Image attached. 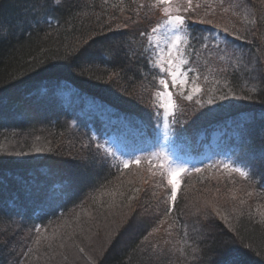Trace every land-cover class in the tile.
Instances as JSON below:
<instances>
[{"label": "trees", "instance_id": "obj_1", "mask_svg": "<svg viewBox=\"0 0 264 264\" xmlns=\"http://www.w3.org/2000/svg\"><path fill=\"white\" fill-rule=\"evenodd\" d=\"M42 2L43 10L37 23L32 10L33 0H0V264H10L16 258V242L18 240L20 251L19 244L25 233L31 232L28 255L36 248L37 238L43 230L53 225H66V222L67 227L76 226L77 215L85 229L91 227L96 232L99 225L100 232L103 231L106 221L102 218V210H98L91 200L83 203L93 191L81 180L85 172L99 174L107 189L119 185V190L127 193L130 187H140L139 199L132 201L137 209L144 204L153 209L158 206L159 214H162L166 208L161 205L165 197L157 199V192L167 190L165 185L157 188L149 183L143 187L132 178V174L137 178L141 172L150 174L147 164L145 168H128L120 173L115 168H102L98 162L89 159L91 153L81 146L82 142H87L88 134L115 135L128 142L157 144L160 128L156 129L155 125L158 119L162 123V109H159L161 115L158 118L153 115L157 109L149 107L148 103L154 102V94L160 87L158 80L164 75L151 63L148 37L152 27L162 24V9L147 7L154 0H138L146 5L140 9L139 16L134 11L137 4L132 0H124L123 4L120 0H108L107 4L104 0H67L63 6L56 7L48 0ZM224 4L240 6L228 12L215 6V12L210 16H204L203 7L196 9L195 14L183 13L193 34L199 36L203 29L212 27L196 22L200 17L211 19L213 24L239 30L246 37L234 43L241 49L236 55L241 56L249 68L252 66L250 61H264V0H224ZM45 15L52 21L51 27L44 22ZM133 20H139V23H132ZM253 20L255 24L250 23ZM118 24L128 26L117 30ZM109 27L114 30L109 31ZM142 32L146 35L142 36ZM88 37H91V47L84 45L81 51L87 48V58L92 62L86 64L89 70L81 75V69L73 67L68 58ZM115 48L123 51L113 60L110 51ZM228 48L231 52L232 46ZM187 51L193 66L210 81L218 80L217 88L231 87L236 98L217 99L213 105H206L195 113L191 112L193 104L179 100L178 105L187 114V119L174 123L177 133L182 141L189 143L191 153L198 155L202 153L203 142L208 143L213 133L222 132L218 147L211 145L212 156L235 155L254 168L257 175L254 182L248 183L237 173L229 176L222 167L209 169L204 166V172L185 176L182 186L185 189H180L177 199V204L181 205L167 220L169 224L174 223L173 218L178 221L175 222V236L168 239L170 243L162 241L158 245L156 264H183L179 251L186 248L180 242L182 226L187 225L188 243L192 244L198 235L193 229L196 219L193 213L206 201L228 216V222L216 220L217 239L211 248L199 254L200 258L211 264L218 261L219 254L226 249L225 255L236 264H264V225H258L248 215L250 211L255 215L257 207L264 211V179L260 175L264 174V90L252 94L251 99L244 98L249 95L247 88L255 81L243 67L239 71L233 69L234 57L221 60L216 55L209 57L204 51L199 54L190 48ZM71 59L75 60V56ZM113 73L119 75L109 81L107 77ZM98 76L103 79H97ZM201 83L205 88L211 86L203 83V77ZM66 94L72 95L74 100L70 101ZM88 102L98 105L102 113L82 110ZM113 113L129 115L138 123L143 122L141 126L152 138L120 128ZM37 148L41 151L37 152ZM149 179H153L154 184L162 182L158 175ZM129 180L133 183L129 184ZM209 180L225 181L218 189H211ZM225 184L233 185L235 189ZM154 187L156 189H152ZM249 191L251 197L247 195ZM151 192L156 196L153 197ZM233 192L236 200L232 199ZM240 199L247 203L240 204ZM85 210L92 211L96 219L89 222ZM177 210L186 214L184 220H180ZM163 225L158 232L171 231L172 228H163ZM35 228H40L41 232L37 233ZM143 233L144 228L134 229L123 244L118 243L117 237L99 264H121V261L123 264H145L139 250L131 251ZM158 237L155 232L148 238L154 241ZM55 242L60 243L59 239ZM173 248L175 252L168 251ZM87 249L86 245L85 251ZM188 252L190 249L186 248L185 254ZM58 256L55 254V259ZM188 262L199 264L191 255H188Z\"/></svg>", "mask_w": 264, "mask_h": 264}, {"label": "snow or ice", "instance_id": "obj_2", "mask_svg": "<svg viewBox=\"0 0 264 264\" xmlns=\"http://www.w3.org/2000/svg\"><path fill=\"white\" fill-rule=\"evenodd\" d=\"M123 4L124 0H120ZM53 7L63 6L67 3V0H48ZM104 3L107 4L108 0H104ZM132 3L137 4V7L134 9L137 16H139V11L142 8H145L146 5L139 3L138 0H132ZM215 6H219L223 9L224 12H228L233 7H239L237 4H229L225 6L224 0H197L194 3V0H154V3L147 5V7H157L161 8L164 17L166 19L163 21V28L165 31L166 37V48H160L155 57L152 59L151 63L159 69L160 72L164 73L163 77H160L158 80L159 89L156 90L154 94V102L150 101L148 103L149 107L157 109L153 113L154 116L160 117L159 109H163V124L160 120H157L155 125L156 129H159L161 126L164 129L169 128L168 118L171 116L172 123H176L187 119V114L180 108V106L173 99V92L169 90V84H171L173 89H177L176 95L193 104L191 112L195 113L201 109H204L206 105H213L217 99L223 101L228 100L229 97L236 98L235 91L225 85L223 88H217L216 85L219 83L218 80H209L207 75H203L198 67L193 66L190 63V59L187 56V50L190 48L193 53L199 54L201 51L207 53L209 57L216 55L219 59L223 60L226 57H234V62L232 67L234 70L239 71L241 67L243 70L249 71L251 73L250 79L255 81L252 87L247 88L249 95L244 97L251 99L252 94L258 90H264V61H255L251 63V68L246 64L241 56L236 55V52L241 51L239 45L235 44L234 41H240L246 39L245 36H242L239 33V30L233 31L228 27H222L219 24H213L211 19H205L200 17L196 22L201 25L207 24L212 27L209 29H203L202 34L197 36L194 35L189 25L186 23V15L189 12L195 14L196 9L203 7L204 16H210L215 12ZM33 12L35 13L36 22L39 23V15L43 10L42 0H33ZM184 14H181V13ZM235 14V13H234ZM114 17H110L112 19ZM247 19V17H245ZM44 22L52 26V21H50L47 15L44 16ZM132 23H139V20H133ZM250 23L255 24V21H250ZM127 24L116 26V29L121 27H127ZM161 29L160 25L154 26L151 29V32L156 34L159 33ZM113 31L111 27L108 29ZM206 32L207 34H203ZM142 36L146 35L141 33ZM232 37L233 39H229ZM89 39H84L80 42V46L76 47L72 53L69 54V63L73 67L81 69L80 74L84 75L89 69L86 68V64L91 63L92 61L87 58V48L84 51H81V48L84 45H89ZM221 44L224 45L221 48ZM232 46V51H229L228 46ZM159 48V43H157ZM122 48H115L110 51L112 59H116L120 56ZM222 53V55H221ZM127 55L128 53H124ZM75 56V60H72L71 57ZM259 65V66H257ZM43 66V65H42ZM226 69H221L225 71ZM191 73V75H190ZM118 73H113L109 75L107 79L111 81L113 76H118ZM166 77V78H165ZM203 77L204 84H210V87L205 88L202 86L201 78ZM97 79H103V76H98ZM126 95H130L125 91ZM137 99H140L137 97ZM211 111V109H209ZM206 115V113H202ZM116 121H118L120 128L125 130H132L139 132L142 135H147L148 138H152L151 134L147 133L145 127H142L143 122H137L136 118L122 113H113ZM83 149H88L91 153L89 159L94 162H98L100 166L115 168L118 172L123 173L124 169H128L131 166L135 165L137 168L140 167L141 161H145L148 165L147 171L152 177L160 175L162 181H166V187L169 191L166 193L165 204L168 206L165 208L162 214H159L158 206L153 209L151 206L144 204L135 208L132 204V201L138 200V194L142 191L140 187L130 188L127 193L119 190V185L113 189H107L106 184L103 180L100 179L99 174L92 175L88 172L82 176L81 180L87 185L88 188L93 191L87 195L86 200L83 203H87L88 200H91L95 204L98 210H102V214L105 217V224L103 226V242L100 244L99 251L101 256L103 252H106L109 247L113 244L114 241L123 244L126 237L132 235L133 230L141 227L144 228V233L137 239L136 245L131 249L132 252L140 251L141 254H147L148 259L151 260L152 257L157 254V248H152L151 250L145 245V242L148 240V237L153 235V233L158 232L160 227L167 222L168 218L172 216L173 212L176 210V203L178 199V194L180 193L182 179L184 173L194 172L202 173L205 171L202 167H195L192 169L185 168L182 165H176L168 153L161 148L159 151H148L147 155H131L129 158L125 155V152L122 150V146L118 140H114L110 135L103 143L100 142V139L95 134H88L87 142H82L81 144ZM95 150L94 152L92 150ZM37 152H40L41 149L37 148ZM135 151V150H133ZM161 158L163 162L161 163ZM243 163V162H242ZM207 168L211 169L213 165H206ZM222 169L231 176L232 173H237L241 178H243L248 183H252L256 179V171L254 168L249 166L247 163H243V166H237L234 163L221 162ZM155 169V170H154ZM261 179H264V174H260ZM106 179V178H105ZM119 179V177H117ZM139 179L142 183L148 184L149 178H145L142 175H139ZM129 184H132L133 181L129 180ZM232 183H235L233 180ZM155 187H161V182H157ZM95 193H99L98 195ZM153 197L156 196L155 192H151ZM249 197L252 196V192H247ZM107 197V199H105ZM119 197V199H118ZM232 199L236 200L237 196L233 192ZM240 204H246L247 201L244 199L239 200ZM235 211V209H233ZM85 215L88 217V221H94L96 217L93 215V212L90 210H85ZM162 215V218H161ZM193 215L196 219L193 221V229L198 234L193 243H188V232L187 225H183V236L181 237V243L190 249V252L185 254L186 248L179 249L181 257L183 258V264H189L188 255L193 257L194 261H199V264H206L204 260L200 258L201 253H205L207 248H211L213 242L217 239L215 231L218 228L216 220L220 219L225 222H228V216L223 215L220 209L212 204L211 202H205L202 207L197 208ZM249 219H255L258 225H264V211H261L260 207H257L255 210V215L250 211ZM148 217H154V219L149 220ZM111 218V219H109ZM174 219V223L178 222ZM75 227L72 228L71 232H61L60 229L64 228L67 225H61L57 229L53 230L51 236H44L43 239L49 241L48 248H53L54 242L59 239L60 243L56 245L59 249L58 254L61 258L63 264H74V260L79 258L80 254H85V258L88 264H99L101 256H92L85 253V242L87 246L96 250V243L100 236L99 225H97V231L93 232L91 227L85 229L84 225L81 223V218L79 215L75 218ZM155 225V226H153ZM197 225L199 227H197ZM231 231L235 229L230 227ZM37 233L41 232L40 228H35ZM169 235H171L170 230H167ZM79 235L81 237L80 241L77 242L75 237ZM66 237V238H65ZM41 237L37 238V243L40 242ZM71 241V244H69ZM165 244L170 243V241L165 240ZM75 248V253H72V260H70L69 249ZM169 252H175L176 249H168ZM226 249L222 251L220 259L218 261H213L211 264H236L235 260L228 258L225 255ZM52 255H48L47 259H52ZM179 259V258H178ZM123 264V261H121Z\"/></svg>", "mask_w": 264, "mask_h": 264}, {"label": "rangeland", "instance_id": "obj_3", "mask_svg": "<svg viewBox=\"0 0 264 264\" xmlns=\"http://www.w3.org/2000/svg\"><path fill=\"white\" fill-rule=\"evenodd\" d=\"M197 2V1H196ZM183 14V12L181 13ZM166 19V17H164L163 21ZM161 29L159 33H152L150 34V36L148 37V41H149V45H148V51L151 52V58L153 59L155 57V55L157 54V52L159 51L160 48H166V37H165V31L163 28V22L160 25ZM157 43H159V48L157 47ZM187 56L190 59V55L189 52L187 51ZM191 63V62H190ZM153 65V64H152ZM154 68H156L153 65ZM158 69V68H156ZM159 70V69H158ZM162 73V72H161ZM164 75V73H162ZM191 75V73H190ZM166 78V77H165ZM169 90L173 92V99L176 101V103L178 104L179 100H183L180 97H178L176 95V91L177 89H173L171 84H169ZM67 93V92H66ZM65 94V93H64ZM66 96L70 99V101L74 100L72 99V95L70 94H66ZM88 106L84 107L82 110L88 112V113H96V112H100L102 111L100 109V107L98 105H94L93 103L88 102L87 103ZM162 109V108H161ZM100 110V111H99ZM163 109H162V123L163 124ZM102 113V112H100ZM168 123H169V128L168 129H164L162 126L160 127L159 130V137H158V142L157 144H153L150 141H146L143 143H140V141H133V142H128L126 141L124 138H120L117 137L115 135H111V137L114 140H118L119 143L122 146V150L125 152V155L128 156L129 158L131 157V155L135 154V155H147L148 151H159L161 148H163V150H165L169 157L171 158V160L176 164V165H182L185 168L188 169H192L195 167H204L206 165H213V166H220L221 162H228V163H234L237 166H243V161L240 160L237 156L235 155H229V154H219L216 156H212L213 153L211 151V145H214L215 147H218L219 145V140L220 137L223 135L222 132H215L211 135L210 137V141L207 142H203L201 144V149H202V153L201 154H193L191 153V146L189 145L188 142L186 141H182V139L180 138L179 134L177 133L176 127L174 126V123H172V118L171 116L168 118ZM100 139V142L103 143L105 139L108 138L107 135L104 136H98ZM202 139H205L204 137H202ZM206 141V140H205ZM135 150V151H133ZM161 163L163 162L162 158H161ZM243 162V163H242ZM145 161H141L140 167L145 168ZM131 169H135L136 166L133 165L130 167ZM141 171V170H140ZM193 174L194 172H187L184 173L183 176L181 177L182 181L185 178V176H187L188 174ZM144 176L145 178H152L150 174H143L142 172L139 174ZM138 175V176H139ZM132 178L137 179L135 181V183H139L142 184L143 187H145V185H143L144 183H142L139 179V177H136V174H132ZM159 180L162 181V178L160 175H158ZM225 180L223 181H216V180H209L207 181L208 184H210L208 187H210L211 189H218V185H222V183H224ZM233 181V180H231ZM134 183V184H135ZM149 183L155 185L154 180L153 179H149ZM148 183V184H149ZM133 184V185H134ZM147 184V185H148ZM161 184L166 185V181H162ZM227 185V187H231V189H235L233 187V185L230 184H225ZM183 186V182L181 184V189H185L182 187ZM131 188V187H130ZM225 188V187H224ZM152 189H156L155 187ZM165 189L167 190H160V192H157V199H159V197L166 199V195L164 194L166 191H169V189L165 186ZM191 189H194L193 187H191ZM198 189H201V187H199ZM227 189V188H225ZM155 191V190H153ZM188 192V191H187ZM164 196V197H163ZM179 194H178V200H179ZM119 199V197H118ZM164 207H167L168 205L165 204L164 202L161 204ZM181 204H177L176 203V208H178ZM180 212V210H177ZM180 214V220H184V215H186L185 213H183V211L181 210ZM103 220H105V217L103 215ZM162 218V216H161ZM111 219V218H109ZM155 226V225H153ZM169 229H171V235H169V233L167 232H156L157 235L159 236L156 240H151V238L145 242V245L143 246H147L150 250L152 248H157L158 245H160L162 243V241L168 240V239H172V236H175V223H164L163 228L167 227ZM59 226H52L50 227L48 230H43L41 233V235L39 237H41L40 242L37 243L36 242V248L33 250V252H29L28 255H26L27 252V248L29 246L28 242V236L31 235V232H27L25 233V235L23 236V239L21 240V243L19 244V249L20 251H18V240L16 242L17 245V256L16 258L12 259V262L10 264H12L13 262L15 264H63V262L61 261L60 256H58L57 259H55L54 257V249L56 251L57 247L56 245H58L59 243L56 244V242H54V246L53 248H48V243L49 241L46 239H43L44 236H51V234L53 233V230L57 229ZM73 227H64L61 230L63 232H69L72 231ZM138 230V228H137ZM80 236L77 235L75 237V239L77 240V242H79ZM97 243H96V250L94 251L92 248L88 247L87 251H85V253L87 255H92V256H101V253L99 251L100 248V244L103 242V231L100 232V236L98 238H96ZM16 241V239H15ZM15 241L12 243L13 244V249H14V245H15ZM69 244H71V241H69ZM87 243L85 242V244L83 246H86ZM110 248V247H109ZM108 248V249H109ZM69 254H70V260H72V253H75V248H70L69 250ZM37 252V254H36ZM106 252H103L101 259L104 257V254ZM34 254V255H33ZM29 255H33V256H29ZM48 255H52L53 258L52 259H47ZM37 256V257H36ZM80 258V259H79ZM78 259H75V262H77V260L79 261V263H75L74 264H88L86 258H85V254H80ZM158 255L155 254L151 260L148 259L147 254H142L141 260H143V262L145 264H156ZM100 259V260H101ZM99 260V263L101 262ZM26 261V262H25Z\"/></svg>", "mask_w": 264, "mask_h": 264}]
</instances>
